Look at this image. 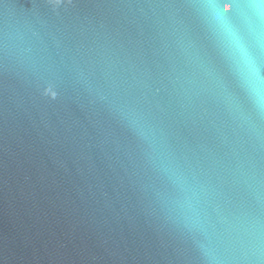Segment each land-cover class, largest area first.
<instances>
[{"label":"water","instance_id":"water-1","mask_svg":"<svg viewBox=\"0 0 264 264\" xmlns=\"http://www.w3.org/2000/svg\"><path fill=\"white\" fill-rule=\"evenodd\" d=\"M231 8L0 0V264H264V3Z\"/></svg>","mask_w":264,"mask_h":264},{"label":"snow or ice","instance_id":"snow-or-ice-1","mask_svg":"<svg viewBox=\"0 0 264 264\" xmlns=\"http://www.w3.org/2000/svg\"><path fill=\"white\" fill-rule=\"evenodd\" d=\"M238 2H239V0H231V4H232L231 9L235 8L236 5L238 4ZM261 2L264 3V0H261ZM221 15H223V13H221ZM214 19L218 21L217 27L221 31L226 32V33H230L232 31L231 24L228 20L220 21L219 16H215Z\"/></svg>","mask_w":264,"mask_h":264}]
</instances>
